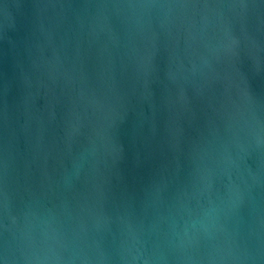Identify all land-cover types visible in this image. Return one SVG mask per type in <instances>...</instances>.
<instances>
[{"label": "water", "instance_id": "water-1", "mask_svg": "<svg viewBox=\"0 0 264 264\" xmlns=\"http://www.w3.org/2000/svg\"><path fill=\"white\" fill-rule=\"evenodd\" d=\"M0 264H264V0H0Z\"/></svg>", "mask_w": 264, "mask_h": 264}]
</instances>
